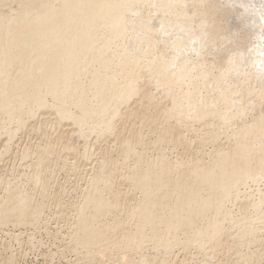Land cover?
Here are the masks:
<instances>
[{"label": "bare ground", "instance_id": "obj_1", "mask_svg": "<svg viewBox=\"0 0 264 264\" xmlns=\"http://www.w3.org/2000/svg\"><path fill=\"white\" fill-rule=\"evenodd\" d=\"M172 1L0 0V264L40 230L69 264H264V79L222 75L250 34ZM192 17L206 54L170 67L158 25Z\"/></svg>", "mask_w": 264, "mask_h": 264}, {"label": "clouds", "instance_id": "obj_2", "mask_svg": "<svg viewBox=\"0 0 264 264\" xmlns=\"http://www.w3.org/2000/svg\"><path fill=\"white\" fill-rule=\"evenodd\" d=\"M200 4L206 0H198ZM224 7L237 14L242 26L249 32L246 50L233 51L226 59L222 75L245 76L253 73L257 79H264V0H221ZM207 19L194 23V17L175 23L161 21L157 31L162 39L169 40L174 56L170 67L181 56L202 57L209 47Z\"/></svg>", "mask_w": 264, "mask_h": 264}, {"label": "rangeland", "instance_id": "obj_3", "mask_svg": "<svg viewBox=\"0 0 264 264\" xmlns=\"http://www.w3.org/2000/svg\"><path fill=\"white\" fill-rule=\"evenodd\" d=\"M143 1V3L145 2V4H141L140 6H142V9L141 10H138V12H135V11H131V13L130 14H133V16H135V17H139L140 16V14L142 13V12H144V13H146V14H148L149 15V17L150 18H154V12H153V3L152 2H150V0H142ZM148 2H150L151 3V9H152V11H150L151 9H147V7H146V5H150V4H147ZM172 4L173 5H178V2L177 1H175V0H173L172 1ZM236 16H237V14H236ZM232 17H233V19H235V21H236V17H234L233 15H232ZM134 18V17H133ZM238 18V17H237ZM234 20L232 21V22H235ZM106 36H108V32H106V31H104L103 33H102V37H103V39L106 37ZM127 37L128 36H124V38H126L127 39ZM109 40H111V41H118L119 42V46H118V49H117V53H121V52H123L121 49H120V46H124L125 48H127L128 49V46H129V44L127 43V42H124L123 41V39H122V37L120 36L119 38H115V39H113V38H109ZM123 42L122 44L120 43L121 41ZM132 40V39H131ZM131 40H130V43H134L135 42V40L134 41H132L131 42ZM105 41V40H104ZM166 46H168V44H166ZM115 54V53H114ZM114 54H111V56L112 55H114ZM110 56V57H111ZM112 63L115 65V63H114V60H112ZM151 111H152V109H150ZM134 115V114H133ZM131 117H132V115H131ZM51 126V125H50ZM68 129V128H67ZM67 129L66 128H64V129H62L63 131L65 130V131H67ZM145 131H147V130H145ZM148 132V131H147ZM70 133H75V132H69V137H71V135H70ZM73 134H72V136H73ZM75 135V134H74ZM184 140V139H183ZM185 142L187 143V141L186 140H184L183 141V143L185 144ZM67 143V142H66ZM24 144H25V146L27 145V144H29L28 142H24ZM24 144H22V145H24ZM183 144V145H184ZM182 144H181V146H183ZM187 145V144H186ZM180 146V145H179ZM180 146V147H181ZM179 147V148H180ZM184 147V146H183ZM15 151H18V150H13V154H10L9 156L10 157H13L14 158V156H18V153L19 152H15ZM16 153V154H15ZM15 154V155H14ZM7 155V154H6ZM6 155H4V156H2V157H6ZM0 157H1V155H0ZM1 157V158H2ZM8 157V156H7ZM0 158V159H1ZM2 166V165H1ZM4 167V166H3ZM2 167V168H3ZM87 168H89L88 166H87ZM86 167H85V169H87ZM0 169H1V167H0ZM1 171V170H0ZM18 173V172H17ZM62 176V175H61ZM70 177H72V176H70ZM0 179H2L1 177H0ZM67 181V183H68V181H69V179H71V178H69V176L68 177H66L65 178ZM73 179V178H72ZM61 180L63 181L64 179L61 177ZM262 183L264 184V181H262ZM69 184L71 185V180H70V182H69ZM249 184H251L252 185V183L250 182ZM256 184H258V183H256ZM51 229H53L54 228V225H52L51 227H50ZM15 233H17V232H15ZM35 239H37V240H41V245H39L38 247H36L34 250H30V249H28V250H25V256L23 257V258H21V259H19L17 262H16V264H47L48 262H49V259H48V255L49 254H52V256L54 257V262L55 263H53V264H56L57 262H60V264H69V259H72V256H73V254L72 253H69L68 251H66L65 249H64V246L63 245H59V244H53V243H51L50 242V239L46 236V234L45 233H43V231L42 230H40V231H37L36 232V234H35ZM34 239V240H35ZM9 241V238H8V235L6 234V232H4L3 231V229L2 230H0V243L2 242V241ZM12 246H13V249H15V250H17L18 248H19V246L16 244V242L15 241H13L12 242ZM11 253H8V255H10ZM64 257V258H60V261H58V257ZM179 260H182L181 259V256H179ZM64 259V260H63ZM57 260V261H56ZM178 260V261H179ZM46 261H47V263H46ZM176 261V262H174V263H172V264H177V263H180L181 261ZM185 262V261H184ZM181 263H183V262H181ZM180 263V264H181ZM193 264L192 263V261L191 262H188V261H186V263H183V264ZM195 264V263H194Z\"/></svg>", "mask_w": 264, "mask_h": 264}]
</instances>
